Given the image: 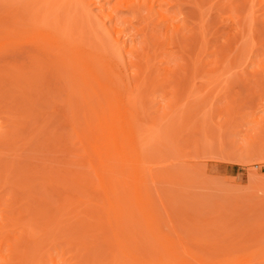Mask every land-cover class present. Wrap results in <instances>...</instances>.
<instances>
[{
    "label": "rangeland",
    "instance_id": "obj_1",
    "mask_svg": "<svg viewBox=\"0 0 264 264\" xmlns=\"http://www.w3.org/2000/svg\"><path fill=\"white\" fill-rule=\"evenodd\" d=\"M29 1L31 0H0V21H2L0 27H3V30L1 29L0 32V46H2V44L6 45V50L5 48H0L4 50H1L0 53L2 55V52L4 54L6 51L4 57H6L5 59L9 62H6L3 56L1 57L0 55V68L4 70H0V72H4L2 75L6 73L4 81L2 79L0 81H3V84L0 83V92L3 91L0 93V122L1 124L4 123L2 124L3 126L5 125L3 128L4 130H11L10 134L15 131L16 134H12L13 137H11H15L16 139L18 138L17 143L20 145L22 144L20 147H18V144L10 147L9 145L4 144V146L0 143L2 145L0 146V217L2 216L1 218L5 219H3V221L8 223V226L4 228V230H7V233L4 235L5 239L3 238L4 241L1 245L2 248L0 256L10 255V258L14 261L10 260L14 264L16 260L14 259L15 256L13 257L12 254L16 255V252L19 251L14 249L15 246L13 244L16 242V244H19L17 247H19L21 251L24 248H27V251L25 249L23 251L29 253L27 258L23 260L21 264H34V260H37V262H39L38 264H88L85 262L87 260L86 256V260L83 259L84 257H81V255L83 256L84 254L83 251H87L89 255L91 254L90 256H92L94 252L96 254L97 248L95 246L92 247V244L101 241L100 248L102 249V252L99 254L100 256L95 255V257L91 259L92 262L94 261L95 264H113V262L114 264H118L121 260H126V258L121 256V253L114 246L115 242L112 233L113 229L111 230L110 228L112 227L111 225L114 221L111 218V225L107 224L109 222L107 221L108 217L106 215L107 213H105V208L104 210L103 208H100L101 205H104L105 200L104 193L99 188L98 179L95 176V170L97 169V171H99L101 169L99 166V158L105 160L109 159L108 157H111L109 161L116 168V175L113 176L114 178L121 177L119 176L121 175L120 173L123 175L125 174V177L128 178V172H126L128 170L125 169L126 171H124L123 168L121 169L118 167L120 165H117L116 161L112 158L113 156L106 152L107 150L103 147L105 140L100 138V131L98 128L94 127V117L89 113V111L85 110L83 107L77 109L75 128L79 137H77L72 131L69 122H66L69 125L63 122L62 115L63 111L66 109L64 101L68 95L66 91L63 90L62 85L69 87L71 84L72 77L70 72L72 69L68 68L66 71H63V68L60 69V67H58L61 71L63 79L61 83L56 84L54 81L56 77H53L55 68H52L47 60L39 62L30 57L37 54L35 46H37L38 43H34L30 40L26 41L27 36L29 37L30 34H32V36L33 34H41L49 37L55 41L57 45H59L60 52L57 53L53 50V53L59 54L60 57L62 56L65 59L70 58L75 52L80 50L97 54L98 56L106 55V61L114 67L121 79V87L123 88L121 93L127 98L129 108H133L131 106L132 96L135 95L137 97V102L135 103L136 105L134 104L135 108L137 107L136 111L138 110L137 118H133V115L129 114L128 119L133 123L132 125H137L140 136L144 135L143 140L141 141V149L143 159L146 162L148 169V184L150 185V188L154 187L153 190L150 191V196L158 210V214H160L164 222L170 225L180 237L186 239V247L192 255L190 260H203L206 264H214L217 262L219 264L222 260L228 261L225 262V264H245V262L242 261L253 259L258 262V257H264L262 256L264 255L262 254L264 252V228L257 226L258 229L260 228V230H257V227H255L256 224L262 222V225L264 226V0H204L203 2L199 0H177L179 2L176 4H173L172 1V5L170 3V6H165V8L168 9L170 14L175 16V24L178 26L181 25V27L183 26V28L179 30L183 33H180L181 37L179 36L180 34L176 35L171 44L167 42V37L171 33L170 30L167 32L166 27L159 24L160 21L157 17L153 16V14H151L153 17L150 15L148 16V14H146V10L142 11L140 14L141 16L137 15L134 17L135 14L130 13L131 11H128V9L125 8L124 4L133 0H84L86 4H89L87 7L89 6L88 8L90 10L89 16L85 14L86 17L81 10L83 5L82 8L79 6L81 2L80 4L79 2L76 4V2L72 3L73 0H65L64 2L61 0L63 4L67 2V4H64L65 7L62 8V10L66 8V5L67 10L68 7H71L70 4H73V6L75 5L74 8L78 7L76 9V13L78 14L74 16L75 19L71 18L72 21L70 20L69 24L66 26H63L68 23L66 22L64 15L66 14L65 10L61 11V8L59 9V13L62 15L61 22L64 23L62 19H65L64 21L66 22L63 25L61 23L60 25L62 26H59L52 21V15H50L51 17L49 16V18L47 17V19L50 20L42 19L46 8V6L41 3H44V0H39L40 3H38L39 1L35 3L33 1L30 3ZM26 2L29 3L27 4ZM36 3L38 4L35 5ZM55 3L58 5L60 0ZM101 4L104 6V12L102 14L100 13L98 7ZM51 5L54 4L51 3ZM34 6H36L39 11H37V8ZM41 6L44 7L42 8ZM16 7L18 8V12H16ZM55 7L56 6L54 5L50 8L54 9ZM31 8H33L32 11H30ZM157 9V3H155L154 10ZM13 10L17 13L16 15ZM27 10L33 13H35V10L38 13L36 15L32 13L31 15ZM10 11L14 13V16H17L16 19L11 16L14 22H12V19L10 18H8L9 21L6 19ZM11 12L10 15L12 14ZM80 13H82V17L80 16ZM109 13H118L120 20L118 21V24H116V29L121 31L118 36L121 39L125 38L127 40V49L131 45L136 47H134L136 51H134L132 55L127 53L125 50H123L119 55L112 51L111 44L113 40L108 35L109 33L106 29L112 31L115 23H110L107 19H105V16ZM76 16L80 18V20L76 18ZM200 16H202V19L204 17L202 20L203 25H200ZM126 20L130 21L127 22ZM198 20H200V22ZM5 22L7 24H5ZM102 23H104V29L106 28L105 30L101 27ZM54 25L59 27L56 28ZM88 25H90V27ZM201 26H203L204 30H202L203 28ZM91 27L94 32L91 31ZM55 31L56 33H60L58 37L56 36ZM202 31L204 32V37L202 35ZM177 36L179 41L177 40ZM24 41L26 43H24ZM145 54L146 57L148 56V60L146 62H142L144 61L143 56H145ZM34 56L33 58L35 59ZM197 59L198 64L196 63ZM193 63L196 68L199 67L197 70L198 73L196 74H192V71H194ZM4 64L8 66L4 67ZM188 68L191 70L189 74ZM143 74L146 75L144 76L145 80H142ZM171 74H174V77H181L178 82L182 84L185 82L186 85L188 84L187 88L188 86L190 88L192 87L194 91L189 88V90H192V92L190 91V93H188L189 96L184 93V97H182L183 93L180 95L178 92L177 94L181 97L179 95L177 96V94L175 95V91L183 88L184 84L181 85L180 83L178 84V82L176 83V78L173 76L171 77ZM8 76H11V79L12 77L14 78V76L18 77L17 81L12 79L14 81V87H10L12 88L10 89L11 93L10 90L9 92L5 91V88V90H2L3 86H7L6 83L4 85V82L10 79ZM169 77H171L172 80H168L170 79ZM150 78L152 80L154 78V80L152 81ZM147 79H150L152 83H149V80L146 84ZM77 82H79L78 79ZM153 82L155 84H153ZM17 89L19 91H17ZM183 89H181L182 92ZM144 94L146 98L142 97ZM128 96L130 97V100ZM185 96H187V98ZM177 97L180 101L175 100ZM93 99L95 100V97H93ZM72 100H75V98H72ZM202 100L204 101L202 102ZM33 101H36V104L38 103L37 105L39 106L41 104L43 107L41 111L44 115L42 112L41 114L40 112L37 113L36 111H33L35 114L37 113V116L32 115L33 120H23L22 118H19V115L21 114V111L18 110L21 107L20 105L22 104V106H25L24 104L26 103L31 105ZM174 101L175 103H181L182 105H178L177 103V105L175 103V105L171 104ZM184 101L188 102L187 104L190 103L191 105L189 104L185 107L186 105ZM200 101L202 103L200 104L199 110H197ZM37 105H35V107H39ZM169 105H173L174 107L176 106L174 110H179L176 115V111L174 112L173 110L174 107H168ZM192 108H196L198 112H195ZM165 111H171V113L172 111L174 112V114H172L174 117L172 118H175L177 122V125H175L177 127L181 121H183L182 124H184L181 125L184 130L180 128L178 131L180 134L178 135V133H175V136L177 137H175L176 140L172 137L173 141H171L172 139L165 137L167 136L165 135V128L168 121L165 123L166 125H162L163 127L159 133L156 134V136L153 134L154 129L161 121L162 115L166 113ZM83 114H85V117H83ZM192 114H195L196 116L194 115L195 117H193V119H187V117L192 118ZM184 115L185 118L183 119L182 117H184ZM200 115L204 116L201 117ZM21 120L24 121V123ZM47 120H49V122ZM14 121H18L16 123L17 125L13 124ZM194 121H198V124ZM18 123L21 126H18ZM207 124L210 125H208L209 129L206 133L205 130ZM38 125L40 126L38 127ZM151 125L153 129H151ZM24 127H26V129H24ZM195 127L202 129V133L199 129L195 130ZM54 131H59L60 133H55ZM204 132L207 135L209 134L208 137L204 134ZM54 133L56 136H53ZM149 134H153L152 136H155V138L153 139L151 135L149 136ZM214 135L216 137H214ZM49 136L51 137L49 138ZM59 137H64L63 139L67 138L64 140L65 142H60ZM197 138L198 141H200V144L203 145L200 148H205H203L205 153V155L203 153L204 156L202 155L203 149L201 150L199 148L200 144H197L199 143L196 141ZM22 139L24 141H21ZM146 141H149L150 143L148 144ZM174 141L178 147L173 146ZM193 142L197 143L194 144ZM56 143L57 145H54ZM235 143L237 145H235ZM43 144H50L51 148L46 149V146ZM93 146H97L99 148V152H94ZM175 147L176 149L178 148V150H176ZM199 150L201 151L197 152ZM34 162H36V164ZM40 166L44 167L43 171ZM37 168L39 170H37ZM107 168L108 167L106 166L104 180L108 183L112 175L109 173ZM47 169L48 171H46ZM121 170H123V172H121ZM34 171H37L36 175ZM155 171L160 177V179H157L162 183L155 178L156 176H153ZM44 172H47V174L44 175ZM75 173H79L78 175L82 179L81 180L79 178L80 184H78V186L80 185L79 187L82 189H78L77 185H73L72 181L73 178H75ZM46 175H50V177L47 176L49 177L47 178L45 177ZM30 176L33 179H31ZM29 178L31 181L33 180L32 182H29V184L33 183L31 186L27 182L30 181ZM42 178L44 180L46 178V181H43ZM50 178L56 180L54 184H58V186L56 184L55 187H53L56 189V193L54 189L53 191L50 190L46 184ZM163 178L165 179V182H163ZM23 184L27 186L29 185L30 187L28 186L29 188H23ZM65 187L68 188L66 189ZM35 188L37 189L36 191ZM75 188L77 190H75ZM182 188H184L183 191ZM22 189H24V192ZM165 190H168V194ZM121 191L120 193L125 194L124 190L122 192ZM222 196H226L225 200L223 199L224 197L221 199ZM59 197L60 199H58ZM71 198L73 201L70 200ZM116 198L117 197L114 196L112 197V200L115 201ZM45 199L47 201H45ZM65 199H68L69 201L67 200V202ZM39 200L47 203L44 204ZM65 201L67 206H65ZM217 201L219 205H221V202L224 201L221 206H228V208L225 209L222 207V209H220L221 206L219 207V205H215V202L217 203ZM242 201H245L246 205L243 204ZM40 203H43L41 204L42 206H47L48 204V208L51 206L47 212L48 217L46 216L47 218L43 219L44 222H58L61 226V231H57L58 233L56 230L53 231L54 233L49 231V234L44 235V231L40 229L42 224H38L43 221H38L34 217V215L36 216L37 214V209L40 207L42 208L41 205L39 207ZM63 203H65V205ZM207 203H212L210 205L211 207L213 205V207L216 208V211ZM224 203L226 204L224 205ZM65 207H67V209ZM218 207L225 213L219 212ZM69 209H71V211ZM91 212L93 213L92 217ZM218 213L223 215V217L221 216L222 219ZM82 215L85 216L83 217ZM216 217H218V220H216ZM226 217L228 219H223ZM224 220L228 223L231 222V225ZM207 221L211 223L210 226L212 228L209 227L208 223H205L206 225L204 226L207 227L204 228L203 222ZM218 222L222 225L219 227L221 229L214 226L215 223L218 225ZM200 223L201 225H199ZM29 226L33 228L32 232L34 233H32L30 229H25L31 228ZM75 226H77L78 229ZM200 226L203 227L201 228ZM68 227H72V229H74L69 231ZM80 227L81 229L85 227V229L81 230ZM198 227L204 231H201ZM42 228L44 227L42 226ZM50 228L51 227H49V229ZM102 228L107 235L104 231H102ZM210 228L212 229V232L209 230ZM226 228L230 231L232 229L233 232L228 230L230 234H227L228 231H225ZM38 229H40L39 232L37 231ZM96 229H99L98 231L100 233L102 231V233L99 234L98 232H94L97 231ZM222 229L225 231L224 234L226 236L229 235V237L224 239ZM74 230H77V232L80 230V234H77L78 237L74 236L75 238L72 239L71 234ZM139 230L141 231L142 229ZM215 230L217 232H215ZM92 232L94 236L98 235V241H92ZM214 232L216 234H214ZM243 232H245V234H243ZM27 233H29V237ZM262 233L263 236L261 235ZM208 234L211 235V237L208 236ZM21 235H24L25 237L22 236L21 238ZM43 236L45 240L43 241L42 247L35 251V249L30 245V242L32 241V244L36 240H41ZM123 236L121 235L122 238H124ZM203 236L208 237L204 238ZM27 237L31 241L27 240ZM199 237H203V239ZM196 238L202 240L203 243L208 242V244L205 246L202 244V241L200 242L198 240L200 242L199 243ZM217 238L219 239L218 241H216ZM125 239L126 237L124 238V241ZM205 239H207V242H205ZM23 241H25V243ZM130 241L131 240L127 239L125 243L127 242L129 246L132 247L133 243ZM90 242L93 243L91 244ZM209 242L211 243L209 244ZM102 243H106V245ZM211 244L212 246H210ZM21 246H23V249ZM222 247H224V249H222ZM220 248L222 251L219 250ZM91 249L95 251L92 252ZM33 250L35 253H33ZM139 250L137 251L138 253L141 251ZM149 250L151 251L153 249ZM21 251H19V253H21ZM80 251L83 253L81 254ZM147 251H145V254L141 252V256H145L144 258H153V260L157 259L158 254L155 251V253L153 251H148L151 255H149ZM114 254H116L115 256L118 260L115 257L112 261ZM138 255H140V253ZM254 256L258 260L254 259ZM29 257L32 258L30 259ZM58 259L62 261H59ZM249 260L247 263L249 262L248 264H251L253 260ZM235 261L236 263H233ZM37 262L35 261V264ZM128 262V260L126 262L124 261L125 264H129ZM260 262L256 264H261Z\"/></svg>",
    "mask_w": 264,
    "mask_h": 264
},
{
    "label": "bare ground",
    "instance_id": "obj_2",
    "mask_svg": "<svg viewBox=\"0 0 264 264\" xmlns=\"http://www.w3.org/2000/svg\"><path fill=\"white\" fill-rule=\"evenodd\" d=\"M37 2V1H39V0H31V1H29L30 3L31 2ZM58 0H44V3L43 2H41L44 6H46V8H45V11H44V13H43V20H45V19H47V17L49 18V16L50 15H52V21H54V23L56 24V25H59V26H62L64 23H66V22H68V23H66L65 25H63V26H66L67 24H69V21L71 20V18L73 19L74 18V16L75 15H77L78 13H76V9L78 8L77 7V5H76V7L77 8H74V6H73V4L71 5L70 4V6L71 7H68V9L66 10V8H67V5H66V8L65 9H63V10H65V12H66V14H64L65 15V19H66V22L64 21L65 19H62L63 20V22L64 23H62L61 22V17H62V15H60L61 13H59V9L61 8V11H63L62 10V8H64L65 7V5L64 4H67V2L66 3H64L63 4V2L65 1V0H63V2H61V0H60V3H58V5H57V3H55V2H57ZM172 1H173V4H176V3H178L179 1H177V0H133V1H131V2H129V3H126V4H124V6H125V8H127L128 9V11H131L130 13H134L135 15H134V17L135 16H137V15H140L141 13H142V11L143 10H146V14H148V16L150 15V16H152L151 14H153V16H155V17H157L158 19H159V24H161V25H163L164 27H166V30H167V32H169V30H170V34H169V36L167 37V42H169V44H171V42H173L174 41V38H175V36L176 35H178V34H180V33H183V32H181V31H179L180 29H182L183 28V26L181 27V25L180 26H178V25H176L175 24V20H176V18H175V16L173 15V14H170L169 12H168V9H166L165 8V6H170V3H171V5H172ZM199 1H204V0H199ZM255 1V0H254ZM29 2H26L27 4L29 3ZM73 2H76V4H78L77 2H79V4H80V2H81V4L79 5L81 8H82V5H83V8L81 9L82 10V13L85 15H87V16H89V12H90V10H89V6L87 7V5H89V4H86L85 2H84V0H73L72 1V3ZM175 2V3H174ZM212 2V1H211ZM248 2V1H247ZM247 2H246V5H247ZM38 3H40V1L38 2ZM38 3H36L35 5H37ZM51 3L52 4H54L56 7L53 9H51L50 7L51 6H54V5H51ZM69 3V2H68ZM155 3H157V7H158V9L157 10H154V7H155ZM21 4V3H20ZM252 4V3H251ZM40 5V4H39ZM64 5V6H63ZM27 6V5H26ZM29 6H30V4H29ZM43 6V7H44ZM62 6V7H61ZM19 7V6H18ZM28 7V6H27ZM31 7V6H30ZM29 7V8H30ZM34 7H36V6H34ZM42 7V6H41ZM42 7V8H43ZM99 7V11H100V13L102 14L103 12H104V6H103V4H101V5H99L98 6ZM248 7V6H247ZM17 8V7H16ZM37 8V7H36ZM13 9V8H12ZM25 9V8H24ZM26 9H28V8H26ZM32 9L33 8H31L30 9V11H32ZM41 9V8H40ZM37 11H39L38 10V8L36 9ZM80 10V9H79ZM12 11V10H11ZM10 11V12H11ZM14 11V10H13ZM27 11H29V10H27ZM29 11V12H30ZM41 11H42V9H41ZM249 11V10H248ZM10 12H9V14L7 15L8 17L6 18L7 20H8V18H10V19H12V17H14V19H16L17 18V16H14L13 14L15 13V15L17 14L16 12H18V8L16 9V12L14 11V13L13 12H11L12 14L10 15ZM34 12L35 13H33V12H30V14L32 15V13L34 14V15H36L38 12H36L35 10H34ZM42 13V12H41ZM40 13V14H41ZM82 13H80L81 15V17H82ZM59 14V15H58ZM63 14V13H62ZM83 15V16H84ZM86 15H85V17H86ZM133 15V14H132ZM201 15H202V12H201ZM246 15V14H245ZM12 16V17H11ZM79 16V15H78ZM141 16V15H140ZM152 16V17H153ZM243 16V15H242ZM3 17H5V16H3ZM51 17V16H50ZM199 17V16H198ZM201 18H200V20H201V22H200V20H198L199 22H200V25H203L202 24V20L204 19V17H203V19H202V16H200ZM248 17V16H247ZM76 18H78L77 16H76ZM89 18H91V17H89ZM242 18V17H241ZM254 18V17H253ZM6 19H5V21H6ZM75 19V18H74ZM79 20H80V18H78ZM105 19H107L110 23H115V25H114V28H112V31H110L109 29H106L107 30V32L109 33L108 35L112 38V40H113V42H112V46H111V48H112V51H114L115 52V54L117 53L118 55L123 51V50H125L127 53H129V54H133V52L134 51H136L135 50V46L134 45H131V46H129V48L127 49L126 48V46H127V40L125 39V38H123V39H121V38H119V34L121 33V31L120 30H117L116 29V24H118V21L120 20V17H119V15H118V13H109V14H107L106 16H105ZM199 19V18H198ZM47 20H50V19H47ZM9 21V20H8ZM72 21V20H71ZM82 21V20H81ZM127 21V20H126ZM130 20H128L127 22H129ZM12 22H14L13 21V19H12ZM84 22H86V21H84ZM247 22V21H246ZM1 23H2V21H0V25H1ZM62 23V25H60ZM5 24H7L6 22H5ZM79 24H80V22H79ZM82 24V23H81ZM85 24V23H84ZM158 24V25H159ZM199 24V23H198ZM103 25V26H102ZM102 25H101V27H103V29H104V23H102ZM55 26V25H54ZM58 26V27H59ZM86 26H87V24H86ZM89 27H90V25H88ZM56 28H58L57 26H55ZM81 27V26H80ZM93 27V26H92ZM92 27H91V29H92ZM200 27V26H199ZM202 28H203V26H201ZM3 28V27H2ZM1 27H0V32H1V29H2ZM61 28H63V27H61ZM61 28H59V29H61ZM89 29V28H88ZM104 29V30H105ZM187 29V28H186ZM3 30V29H2ZM56 30V29H55ZM202 30H204V28L202 29ZM87 31V30H86ZM90 31V30H89ZM91 31H93L94 32V30L92 29ZM185 31V30H184ZM251 31V30H250ZM249 31V32H250ZM58 32V31H57ZM113 32V33H112ZM203 32V31H202ZM239 33V32H238ZM55 34H56V36L58 37L59 36V34L60 33H56V31H55ZM242 34V33H241ZM64 35V34H63ZM202 35H203V37H204V32L202 33ZM180 37H181V34L179 35ZM243 36V35H242ZM30 37V38H29ZM27 36V40L26 41H28V40H30V41H32V42H37L38 44H37V46H35L36 47V49H37V51H36V55L34 56V55H32V56H30L31 55V53H30V51H29V53H30V57H32V59L33 60H37V61H39V62H43L44 60L46 61L47 60V62L48 63H50V65H51V67L53 68H55L54 69V75H53V77H56L55 79H54V81H55V83L57 84V83H61V81H62V79H63V77H62V75H61V71L58 69V67H60V69H62L63 71H66L68 68H71L72 70H71V72H70V75H71V77H72V82H71V84L69 85V87L68 86H66V85H62V88H63V90H65L66 91V93H67V95H68V97H66V99H65V110L63 111V122H65V124H67V125H69L70 124V126H71V128H72V131L75 133V135L77 136V137H79V134L77 133V131H76V128H75V122H76V112H77V109L78 108H84L85 110H87V111H89V113L94 117V127L95 128H98L99 129V131H100V138H102V139H104L105 140V144L103 145V147L107 150L106 152H108L110 155H112L113 157V159H114V161H116V163H117V165H120V166H118V167H120L121 169L123 168V170L124 171H126V170H128V171H126V172H128V174H129V176H128V174H127V177L128 178H126L125 177V174L123 175L122 173H120L121 175H119V176H121V177H118V178H114L113 176H115L116 175V173H115V171H116V168L114 167V165L109 161L110 159H111V157H108L109 159H101V158H99V166H100V170L99 171H97V169L95 170V176H96V178L98 179V185H99V188L103 191V193H104V205H101V207L100 208H103V210H104V208H105V213H107L106 215H107V217H108V222L109 223H107V224H110L111 223V218L113 219V224L111 225L112 227H110L111 228V230L113 231H111L112 233H113V237H114V242H115V247L118 249V251L121 253V256H123L124 258H126V260H124L125 262L128 260L129 262V264H206V263H204V261L203 260H193V261H191L190 260V258L192 257V255H191V253L188 251V249H187V247H186V239H183L182 237H180L172 228H171V226L170 225H168L166 222H164V220L162 219V217L160 216V214H158V210H157V208L155 207V204H154V202L152 201V198H151V196H150V191H152L153 190V188L151 187L150 188V185L148 184V169H147V165H146V162L144 161V159H143V154H142V149H141V141L143 140V137H144V135H141L140 136V134L138 133V127H137V125L136 124H134V125H132L133 123L128 119V115L129 114H132L133 115V118H137V111H136V108H135V106H134V104L137 102L136 100H137V97L135 96V95H133L132 96V101H131V106L133 107V108H129L128 107V102H127V98L125 97V96H123L122 95V93H121V91L123 90V88L121 87V79H120V77L118 76V73L115 71V69H114V67L112 66V65H110V63L109 62H107L106 61V58H107V56L106 55H104V56H98L97 54H93V53H89V52H86V51H84V50H80V51H78V52H75L74 54H73V56H71L70 58H68V59H65L64 57H60L59 56V54H55V53H53V50H55V52H60L59 50H60V48H59V45H57L56 44V42L55 41H53L52 39H50L49 37H47V36H45V35H34L33 34V36H32V34H30V36ZM62 37V36H61ZM202 37V36H201ZM29 38V39H28ZM110 38V39H111ZM243 38V37H242ZM183 39V38H182ZM55 40V39H54ZM176 40V39H175ZM177 40H178V36H177ZM29 41V42H30ZM179 41V40H178ZM246 41V40H245ZM181 42V41H180ZM20 43V42H19ZM24 43H26L25 41H24ZM28 43V42H27ZM31 43V42H30ZM30 43H28V44H30ZM177 43V42H176ZM206 43V42H205ZM31 44H33V43H31ZM30 44V45H31ZM199 45V44H198ZM4 46V47H3ZM5 44H2V46H0V48H5ZM31 46H33V45H31ZM248 46V45H247ZM135 47V48H134ZM52 48H54V49H52ZM182 48V47H181ZM240 48H241V46H240ZM30 49V48H29ZM1 50H3V49H0V52H1ZM5 50H6V48H5ZM197 50V49H196ZM4 51V50H3ZM8 51V50H7ZM34 52V51H33ZM197 52V51H196ZM5 53H6V51H5ZM5 53L3 54V52H2V55H1V53H0V55H1V57L3 56V58L5 59L6 57H4L5 56ZM28 53V54H29ZM39 53V54H38ZM198 53V52H197ZM35 54V53H34ZM141 54H144V53H141ZM153 54H155V53H153ZM55 55V56H54ZM26 56V55H25ZM33 56L35 57V59L33 58ZM59 56V57H58ZM135 56V55H134ZM150 56V55H149ZM197 56V55H196ZM0 57V58H1ZM148 57V56H147ZM147 57H146V54H145V56H143V59H144V61H142V60H140V61H142V62H146L148 59H147ZM2 58V59H3ZM193 58V57H192ZM224 58V57H223ZM3 59V60H4ZM150 59V58H149ZM6 60V59H5ZM32 60V61H33ZM153 60V59H152ZM191 60V59H190ZM201 60V59H200ZM150 61V60H149ZM197 61H198V59L196 60V63H197ZM223 61V60H222ZM6 62H8L7 60H6ZM39 62H37V63H39ZM2 63V62H1ZM4 63H5V61H4ZM9 63V62H8ZM192 63V62H191ZM15 64V63H14ZM17 64V63H16ZM41 64V63H40ZM43 64V63H42ZM142 64V63H141ZM198 64V63H197ZM143 65V64H142ZM141 65V66H142ZM145 65V64H144ZM192 65V64H191ZM196 65V64H195ZM5 66H8V65H5L4 64V67ZM150 66V65H149ZM182 66V65H181ZM193 66H194V63H193ZM198 66H200V65H198ZM221 67V66H220ZM10 68V67H9ZM143 68V67H142ZM189 68H190V66H189ZM188 68V69H189ZM198 68L199 67H197L196 68V66H194V71H192V74H196V73H198L197 72V70H198ZM186 69H187V67H186ZM192 69V68H191ZM0 70H2V68H0ZM52 70V69H51ZM141 70V69H140ZM209 70H211V69H209ZM2 71H4V70H2ZM144 71H145V68H144ZM184 71H187V70H184ZM191 70L189 69L188 70V74H189V72H190ZM201 71H203V70H201ZM207 71V70H206ZM173 72V71H172ZM171 72V73H172ZM200 72V71H199ZM2 73H4V72H0V81H1V79L4 81V76H6V73L4 74V75H2ZM14 73V72H13ZM12 73V74H13ZM18 73V72H17ZM144 73H148V72H144ZM162 73V72H161ZM20 74V73H19ZM168 74V73H167ZM170 74V73H169ZM14 75V74H13ZM12 75V76H13ZM208 75H209V72H208ZM207 75V76H208ZM38 76V75H37ZM144 76H146L145 74H143L142 75V80H145L144 79ZM150 76V75H149ZM148 76V77H149ZM174 77V74L172 75L171 74V77ZM3 77V78H2ZM9 77V76H8ZM11 77V76H10ZM9 77V78H10ZM16 76H14V78L12 77V79L13 80H18L17 78L18 77H16ZM20 77V76H19ZM155 77V76H154ZM166 77V76H165ZM171 77H169L170 79H168V80H172V78ZM210 77V76H209ZM141 78V77H140ZM145 78H147V77H145ZM174 78H176V83L179 81V78H181V77H174ZM173 78V79H174ZM178 78V79H177ZM207 78V77H206ZM8 79V78H7ZM11 78L10 79H8V80H6L5 82H4V85H5V83L7 84V86H3V88H2V86H1V88H2V90L4 89L5 91H8L9 92V90L10 89H12L13 87H14V84H13V80H12ZM42 79V78H41ZM44 79V78H43ZM77 79H78V81L79 82H77ZM151 79V78H150ZM150 79H147V82H146V84L148 83V81L150 80ZM160 79V78H159ZM166 79V78H165ZM185 79V78H184ZM264 79V78H263ZM34 80V79H33ZM57 80V81H56ZM141 80V79H140ZM152 80V79H151ZM149 81V83H152V81L154 80V78H153V80L152 81ZM208 80V79H207ZM3 81L2 82H0V83H2L3 84ZM15 81V82H16ZM159 81V80H158ZM183 81V80H182ZM140 82H142V81H140ZM156 82V81H155ZM209 82V81H208ZM33 83V82H32ZM54 83V82H53ZM161 83V82H160ZM180 82H178V84H179ZM188 83V82H187ZM140 84V83H139ZM153 84H155L154 82H153ZM181 85H183L184 84V86H183V88H181V89H183V92H182V90L181 89H177V91H175V95L177 94V92L181 95L182 93V97H184V93H185V95H187V96H189V94L188 93H190V91L192 92V90L194 91V89L191 87H189L188 86V88H187V85L185 84V82L182 84V83H180ZM15 85H17V84H15ZM50 85V84H49ZM152 85V84H151ZM242 85V84H241ZM149 86V85H148ZM155 86V85H154ZM154 86H152V87H154ZM177 86V85H176ZM186 86V87H185ZM191 86V85H190ZM8 87V88H7ZM10 87H12V88H10ZM158 87V86H157ZM181 87V86H180ZM175 88H177V87H175ZM189 88L190 89H192V90H189ZM247 88V87H246ZM23 89V88H22ZM50 89V88H49ZM49 89H48V91H49ZM147 89H148V87H147ZM55 90V89H54ZM58 90V89H57ZM60 90V89H59ZM13 91V90H12ZM15 91V90H14ZM17 91H19L18 89H17ZM147 91V90H146ZM1 92H3V91H1ZM0 92V93H1ZM52 92V91H51ZM172 92V91H171ZM5 93V92H4ZM3 93V94H4ZM10 93H11V90H10ZM72 95H71V94ZM71 95V97H70V95ZM179 94H177V96L179 95ZM193 94V93H192ZM8 95V94H7ZM148 95H149V93H148ZM179 95V96H180ZM11 96V95H10ZM19 96V95H18ZM73 96V97H72ZM187 96H185L186 98H187ZM8 97V96H7ZM93 97H95V100L93 99ZM129 97V96H128ZM141 97V96H140ZM143 98L145 97V94H144V96H142ZM181 97V96H180ZM192 97V96H191ZM21 98V97H20ZM19 98V99H20ZM53 98V97H52ZM72 98H75V100H72ZM146 98V97H145ZM11 99H13V98H11ZM10 99V100H11ZM35 99V98H34ZM191 99V98H190ZM204 99V98H203ZM32 100V99H31ZM36 100V99H35ZM129 100H130V97H129ZM145 100V99H144ZM176 101H180V100H178V97L175 99ZM186 100V99H185ZM204 100H206V99H204ZM204 100H202V102L204 101ZM21 101V100H20ZM19 101V102H20ZM37 101V100H36ZM36 101H33V103H31V105H29L28 103H26V104H24L25 106H22V104L19 106L20 108H21V110H20V108L18 109L19 111H21L20 113V115H19V118H22L23 120L24 119H26V120H30V119H32L33 120V116L34 115H36L38 112H42L41 110H42V106H41V104H40V106L39 105H37L36 104ZM9 102V101H8ZM18 102V101H17ZM23 102V101H22ZM27 102V101H26ZM147 102V101H146ZM183 102V101H182ZM201 101H200V103H199V105H198V108H197V106H196V108H197V110H199V107H200V104L202 103ZM21 103V102H20ZM30 103V102H29ZM35 103V104H34ZM79 103H80V105H79ZM175 103V101L173 102V103H171V104H174ZM177 103V102H176ZM175 103V104H176ZM184 103H185V107H187V105H189V104H187L188 102H185L184 101ZM207 103V102H206ZM205 103V104H206ZM27 104H28V106H27ZM174 104V105H175ZM178 104V103H177ZM176 104V105H177ZM179 104H181V103H179ZM178 104V105H179ZM204 104V105H205ZM35 105H37V106H39V107H35ZM136 105V104H135ZM182 105V104H181ZM191 105V104H190ZM194 105H195V103H194ZM194 105H192V106H194ZM31 106V107H30ZM43 106H45V105H43ZM93 106H95V107H93ZM174 107L173 105H169L168 107ZM32 107H34V108H36V109H34V108H32ZM183 107V106H182ZM184 107V108H185ZM157 108V107H156ZM176 108V106L173 108V110ZM188 108H190V107H188ZM196 108L194 109V108H192L193 110H195V112H198L197 110H196ZM236 108V107H235ZM38 109V110H37ZM63 109V108H62ZM167 109V108H166ZM170 109V108H169ZM192 109H190V110H192ZM202 109V108H201ZM201 109H200V111H201ZM239 109V108H238ZM155 110V109H154ZM185 110V109H184ZM205 110V109H204ZM215 110V109H214ZM33 111H36L37 113L35 114V112H33ZM62 111V110H61ZM176 110H174V112H175ZM178 111L179 110H177L176 112H175V115H176V113H178ZM188 111V110H187ZM200 111H199V113H200ZM208 111V110H207ZM45 112V111H44ZM166 112V111H165ZM174 112L172 111V113H171V111L170 112H166V113H164L163 115H162V117H161V121H160V123L156 126V128L154 129V131H153V134L156 136V134L157 133H159V131L161 130V128L164 126V125H166L165 123L168 121V124L166 125V128H165V135H167V136H165L166 138H170V139H172L171 141H173V138L175 139V137H177V136H175L176 134L175 133H178V131L180 130V128H182L181 127V125H184V124H182L183 123V121H181L180 123H179V126L177 127L176 125H177V122H176V120H175V118H172V117H174V116H172V114H174ZM183 112V111H182ZM192 112V111H191ZM17 113V112H16ZM43 113V112H42ZM41 113V114H42ZM181 113V112H180ZM207 113V112H206ZM206 113H205V115H206ZM214 113V112H213ZM15 114V113H14ZM60 114V113H59ZM134 114H135V117H134ZM187 114V113H186ZM33 115V116H32ZM43 115H44V113H43ZM84 116L83 117H85V114H83ZM193 115V114H192ZM195 115V114H194ZM192 116V118H188L187 117V119H193V117H195V116ZM202 115V114H201ZM200 115V116H201ZM37 116V115H36ZM61 116V115H60ZM199 116V117H200ZM204 116V115H203ZM203 116H201V117H203ZM10 117V116H9ZM18 117V116H17ZM32 117V118H31ZM44 117V116H43ZM176 117V116H175ZM181 117V116H180ZM14 118H15V116H14ZM18 118V119H19ZM35 118V117H34ZM45 118V117H44ZM62 118V117H61ZM156 118V117H155ZM177 118V117H176ZM183 119L185 118V115H184V117H182ZM11 119V118H10ZM39 119V118H38ZM60 119V118H59ZM172 119V120H171ZM178 119V118H177ZM183 119H181V120H183ZM197 119V118H196ZM205 119H206V117H205ZM212 119V118H211ZM9 120V119H8ZM20 120V119H19ZM18 120V121H19ZM25 120V121H26ZM39 120H41V119H39ZM50 120H52V119H50ZM160 120V119H159ZM175 120V121H174ZM207 120H208V118H207ZM17 121V122H18ZM22 121V120H21ZM42 121V120H41ZM46 121V120H45ZM48 122H49V120H47ZM170 121V122H169ZM189 121V120H188ZM198 121H199V118H198ZM198 121H194V122H197V124H198ZM209 121V120H208ZM5 122V121H4ZM17 122H15L14 121V123L13 124H16ZM23 123H24V121H22ZM61 122V121H60ZM66 122H69V124L68 123H66ZM156 122V121H155ZM201 122V121H200ZM259 122V121H258ZM192 123V122H191ZM2 124H4V123H2ZM1 124V122H0V143L1 144H5V145H9L10 147H12V145H14L15 146V144H18L17 142H18V138L16 139L15 137L14 138H12L13 136H12V134H16V132L15 131H13L14 133H12V134H10L11 132V130L9 131V130H4L3 128H4V126ZM8 124V123H7ZM19 124V123H18ZM29 124V123H28ZM47 124V123H46ZM152 124V123H151ZM157 124V123H156ZM176 124V125H175ZM211 124V123H210ZM210 124H207V126H206V130H205V132L207 133L208 131V129H209V127H208V125H210ZM229 124V123H228ZM9 125V124H8ZM8 125H6V126H8ZM17 125V124H16ZM45 125V124H44ZM154 125V124H153ZM163 125V126H162ZM190 125V124H189ZM225 125V124H224ZM15 126V125H14ZM18 126H21L20 124L18 125ZM24 126V125H23ZM22 126V127H23ZM28 126V125H27ZM40 125H38V127H39ZM46 126V125H45ZM200 126H202V125H200ZM204 126V125H203ZM217 126V125H216ZM230 126V125H229ZM9 127V126H8ZM48 127H50V126H48ZM66 127V126H65ZM68 127V126H67ZM151 127H152V125H151ZM194 127V126H193ZM208 127V128H207ZM226 127V126H225ZM234 127V126H233ZM18 128V127H17ZM34 128V127H33ZM43 128H44V126H43ZM218 128V127H217ZM221 128V127H220ZM19 129V128H18ZM24 129H26V127H24ZM35 129V128H34ZM39 129H41V128H39ZM47 129V128H46ZM151 129H153V127L151 128ZM183 129V128H182ZM198 130L199 128L198 127H195V130ZM226 129V128H225ZM15 130H16V128H15ZM55 130V129H54ZM164 130V129H163ZM184 130V129H183ZM191 130V129H190ZM200 130V132H201V130L202 129H199ZM66 131V130H65ZM211 131V130H210ZM210 131H209V133H210ZM221 131V130H220ZM228 131V130H227ZM226 131V132H227ZM49 132V131H48ZM50 132H53V131H50ZM55 132V131H54ZM59 132V131H58ZM58 132H55V133H58ZM69 132V131H68ZM152 132V131H151ZM197 132V131H196ZM204 132V134H206ZM229 132V131H228ZM55 133H54V135L53 136H56L55 135ZM60 133V132H59ZM192 133V132H191ZM202 133V132H201ZM219 133V132H218ZM231 133V132H230ZM152 134V135H153ZM180 133H178V135H179ZM194 134V133H193ZM222 134V133H221ZM227 134V133H226ZM67 135V134H66ZM151 134H149V136H150ZM151 135V137L154 139L155 138V136H152ZM207 135V134H206ZM209 135V134H208ZM208 135H207V137H208ZM12 136V137H11ZM44 136V135H43ZM147 136V135H146ZM145 136V137H146ZM217 136H219V135H217ZM221 136V135H220ZM51 136H49V138H50ZM173 137V138H172ZM214 137H216L215 135H214ZM57 138V137H56ZM64 137H59V141L60 142H65L64 140H66V138L65 139H63ZM205 138H206V136H205ZM4 139V140H3ZM47 139V138H46ZM54 139H55V137H54ZM99 139V138H98ZM146 139V138H145ZM209 139V138H208ZM56 140V139H55ZM176 140V139H175ZM191 140V139H190ZM252 140V139H251ZM2 141V142H1ZM21 141H24L23 139L21 140ZM26 141V140H25ZM31 141V140H30ZM45 141V140H44ZM48 141V140H47ZM196 141H198V138H197V140ZM20 142V141H19ZM46 142V141H45ZM51 142V141H50ZM56 142H58V141H56ZM148 142V144L150 143L149 141H146V143ZM199 143H197V142H193L194 144L195 143H197V144H200V141H198ZM253 142V141H252ZM26 143H27V141H26ZM25 143V144H26ZM29 143V142H28ZM154 143V142H153ZM153 143H152V145H153ZM249 143H250V141H249ZM0 144V146H2ZM11 144V145H10ZM52 144V143H51ZM59 144V143H58ZM173 146H176V147H178L177 146V144L175 143V141L173 142ZM197 144H196V148H197ZM4 145V146H5ZM19 145V146H18ZM17 146L18 147H20L21 145L20 144H18ZM29 145V144H28ZM33 145V144H32ZM43 145H45V144H43ZM54 145H57V143L56 144H54ZM151 145V144H150ZM201 145V144H200ZM199 145V148L200 147H202L203 145H201L200 146ZM235 145H237L236 143H235ZM9 146H6V147H9ZM46 146V147H45ZM44 147L46 148V149H50L51 148V145L50 144H48V145H45ZM257 146V145H256ZM40 147V146H39ZM53 147V146H52ZM176 147H175V149H176ZM55 148H58V147H55ZM65 148H66V146H65ZM195 148V147H194ZM195 148V149H196ZM204 148V147H203ZM202 148V149H203ZM261 148V147H260ZM93 149H94V152H99V148L97 147V146H93ZM201 149V148H200ZM201 149V150H202ZM205 149V148H204ZM204 149H203V151H202V155H203V153H204ZM253 149V148H252ZM258 149V148H257ZM42 150V149H41ZM64 150V149H63ZM176 150H178V148L176 149ZM197 150V149H196ZM201 150H199V151H197V152H200ZM47 151V150H46ZM258 151H259V149H258ZM49 152V151H48ZM180 152V151H179ZM42 154V153H41ZM45 154V153H44ZM134 154V155H133ZM200 154V153H199ZM43 155V154H42ZM201 155V154H200ZM204 155H205V153H204ZM203 155V156H204ZM261 155V154H260ZM37 156V155H36ZM253 156H255V155H253ZM41 157V156H40ZM228 157V156H227ZM35 158V157H34ZM38 158V157H37ZM214 158V157H213ZM256 158V157H255ZM207 159H208V157H207ZM43 160V159H42ZM38 161V160H37ZM83 162V161H82ZM227 162V161H226ZM241 162V161H240ZM256 162V161H255ZM35 164H36V162H34ZM81 163V162H80ZM107 163H110V164H107ZM47 166V165H46ZM83 166V165H82ZM108 167L107 168V170L109 171V173L112 175V177H110V179H109V182L107 183V182H105V180H104V172H105V167ZM13 167V166H12ZM11 168V167H10ZM35 168V167H34ZM40 168H42L41 170L43 171V169H44V167H42V166H40ZM47 168V167H46ZM45 168V169H46ZM72 168V167H71ZM119 168V169H120ZM126 169V170H125ZM30 170V169H29ZM36 170V169H35ZM37 170H39L38 168H37ZM123 170H121V172H123ZM46 171H48V169L46 170ZM49 171H51V170H49ZM157 171V170H156ZM155 171V174H153V176L157 179V178H159L160 179V177L157 175V172ZM35 172V171H34ZM37 172V171H36ZM36 172H35V175H36ZM39 172V171H38ZM69 172V171H68ZM33 173V172H32ZM80 173V172H79ZM79 173H75V178H73V185L75 186V185H77L78 186V184H80V179H81V177H79ZM82 173V172H81ZM38 174V173H37ZM41 174H42V172H41ZM45 174H47V172L45 173L44 172V175ZM48 174H50V173H48ZM52 174V173H51ZM53 175V174H52ZM51 175V176H52ZM78 175V176H77ZM86 175V174H85ZM26 176V175H25ZM47 176H49L50 177V175H46L45 177H47ZM60 176V175H59ZM70 176V175H69ZM81 176V175H80ZM158 176V177H157ZM28 177V176H27ZM37 177V176H36ZM49 177H47V178H49ZM30 178H31V176H30ZM29 178V179H30ZM60 178V177H59ZM70 178H72V177H70ZM80 178V179H79ZM31 179H33V178H31ZM31 179H30V181H27L28 182V184H29V182H32L31 181ZM43 179V178H42ZM61 179V178H60ZM79 179V180H78ZM50 180V181H49ZM72 180V179H71ZM70 180V181H71ZM82 180V179H81ZM158 180V179H157ZM165 179L163 178V182H165L164 181ZM25 181V180H24ZM43 181H46V178H45V180L43 179ZM159 181V180H158ZM26 182V183H27ZM37 182V181H36ZM54 182H56V180L55 179H48V182L46 183L47 184V186L49 187V189L50 190H52L53 191V189H54V191H55V193H56V189L55 188H53V187H55V185L57 184H54ZM61 182V181H60ZM160 183H162L161 181H159ZM22 183V182H21ZM24 183V182H23ZM43 183V182H42ZM59 183V182H58ZM65 183H67V182H65ZM69 183V182H68ZM16 184H18V183H16ZM20 184V183H19ZM81 184H82V182H81ZM21 185V184H20ZM24 185V184H23ZM22 185V186H23ZM30 186L31 185H33V183L32 184H29ZM28 185V186H29ZM35 185V184H34ZM72 185V184H71ZM88 185H90V184H88ZM118 185H120V186H118ZM22 186H21V188H22ZM26 186V187H25ZM27 185H24V187L23 188H27L28 187ZM29 186V187H30ZM57 186H58V184H57ZM62 186V185H61ZM69 186V185H68ZM76 186V187H77ZM80 186V185H79ZM78 186V189H82V188H80ZM228 186V185H227ZM230 186V185H229ZM18 187H20V186H18ZM28 187V188H29ZM120 187V188H119ZM164 187V186H163ZM33 188V187H32ZM31 188V189H32ZM66 188V187H65ZM68 188V187H67ZM66 188V189H67ZM185 188V187H184ZM184 188H182V191L184 190ZM250 188V187H249ZM254 188V187H253ZM253 188H251V189H253ZM70 189H71V187H70ZM74 189V188H73ZM72 189V190H73ZM238 189H239V187H238ZM237 189V190H238ZM24 189H22V191H23ZM30 190V189H29ZM33 190V189H32ZM37 189L35 188V191H36ZM75 190H77L76 188H75ZM123 191L124 190V193L125 194H123V193H120V191ZM161 190H162V188H161ZM235 190V189H234ZM26 191V190H25ZM31 191V190H30ZM44 191V190H43ZM49 191V190H48ZM51 191V192H52ZM79 191V190H78ZM121 191V192H122ZM163 191H164V189H163ZM166 191V193L168 192V190H165ZM24 192V191H23ZM76 192V191H75ZM82 192H83V190H82ZM237 192V191H236ZM45 193V192H44ZM55 193H53V194H55ZM214 193H216V192H214ZM61 194V193H60ZM168 194V193H167ZM67 196V195H66ZM114 196H116L117 198H116V200L115 201H113L112 200V197H114ZM63 197V196H62ZM61 197V198H62ZM224 197V198H223ZM228 197V196H227ZM46 198V197H45ZM63 198H65V197H63ZM67 198H69V197H67ZM79 198V197H78ZM77 198V199H78ZM224 199L225 200V198H226V196H222L221 197V199ZM229 198V197H228ZM240 198V197H239ZM251 198V197H250ZM250 198H248V199H250ZM58 199H60V197L58 198ZM82 199V198H81ZM128 199V200H127ZM130 199V200H129ZM210 199V198H209ZM213 199V198H212ZM211 199V200H212ZM238 199V198H237ZM242 199H243V197H242ZM49 200V199H48ZM64 200V199H63ZM62 200V201H63ZM66 200V199H65ZM68 200V199H67ZM66 200V201H67ZM70 200H72V198L70 199ZM74 200H75V198H74ZM227 200V199H226ZM240 200V199H239ZM251 200V199H250ZM249 200V201H250ZM39 201H41V202H43L42 200H39ZM45 201H47L46 199H45ZM44 201V202H45ZM52 201V200H51ZM50 201V202H51ZM66 201H65V203H66ZM69 201V200H68ZM67 201V202H68ZM73 201V200H72ZM80 201H82V200H80ZM85 201V200H84ZM198 201H199V199H198ZM206 201V200H205ZM246 201V200H245ZM245 201H242L243 202V204H245ZM43 202V203H44ZM212 202V201H211ZM220 202V201H219ZM224 201H222L221 202V205H223L222 203H223ZM226 202V201H225ZM36 203V202H35ZM37 203H38V201H37ZM43 203H40L39 204V207H40V205L41 204H43ZM47 203V202H46ZM46 203H44V204H46ZM49 203V202H48ZM51 203H53V202H51ZM65 203H63L64 205H65ZM74 203V202H73ZM76 203V202H75ZM83 203V202H82ZM88 203V202H87ZM203 203V202H202ZM213 203V202H212ZM212 203H210V204H212ZM54 204V203H53ZM52 204V205H53ZM72 204V203H71ZM70 204V205H71ZM79 204V203H78ZM207 204H209V203H207ZM207 204H205V205H207ZM209 204V205H210ZM226 203H224V205H225ZM63 205V206H64ZM80 205V204H79ZM209 205H208V207H209ZM215 205H219V203H218V201H217V203L215 202ZM221 205H219V207L221 206ZM246 205V204H245ZM42 206V205H41ZM65 206H67V203H66V205ZM93 206V205H92ZM95 206V205H94ZM103 206V207H102ZM227 206V205H226ZM51 206H49V208H50ZM69 207V206H68ZM73 207V206H72ZM75 207H77V206H75ZM210 207H211V205H210ZM209 207V208H210ZM219 207H218V209H219ZM222 207L223 206H221V208L220 209H222ZM38 208V207H37ZM37 208H35V209H37ZM48 204H47V206H42V208L40 207V208H38L37 209V211H36V216L34 215V217L39 221V220H42L43 222H39L38 224H42L41 225V230H43L44 231V235H47V234H49V231L51 232H53L54 230H56V232L57 231H61V226H60V224L58 223V222H54V221H45L44 222V220L43 219H46L47 217H48V215H47V212H48ZM58 208V207H57ZM63 208V207H62ZM66 209H67V207H65ZM74 208V207H73ZM86 208H87V206H86ZM90 208V207H89ZM211 208H213V209H215V211H216V208H214L213 207V205H212V207ZM223 208H228V206L227 207H223ZM253 208H255V207H253ZM34 209V208H33ZM53 209V208H52ZM64 209V208H63ZM213 209H211L212 211H214ZM219 209V212H224V211H221ZM70 211H71V209H69ZM73 210V209H72ZM84 210H85V208H84ZM228 210V209H227ZM227 210H225V211H227ZM58 211V210H57ZM51 212V211H50ZM68 212V211H67ZM67 212H66V214H67ZM79 212V211H78ZM31 213V212H30ZM74 213V212H73ZM77 213V212H76ZM92 213V212H91ZM225 213V212H224ZM78 214V213H77ZM86 214V213H85ZM51 215V214H50ZM89 215H90V212H89ZM200 215H201V213H200ZM218 215H220V217L222 216L223 217V215L222 214H220V213H218ZM217 215V216H218ZM225 215V214H224ZM227 215V214H226ZM47 216V217H46ZM76 216V215H75ZM75 216H72V217H75ZM83 217L85 216V215H82ZM81 216V217H82ZM93 216V213H92V215H91V217ZM112 216V217H111ZM214 216V215H213ZM228 216H229V214H228ZM231 216V215H230ZM2 217V216H1ZM0 217V218H1ZM219 217V218H220ZM222 217H221V219H222ZM235 217V216H234ZM50 218V217H49ZM80 218V217H79ZM201 218V217H200ZM214 218H215V216H214ZM217 219L216 220H218V217H216ZM233 218V217H232ZM3 219L4 218H1L0 219V252H1V245H2V243H3V241H4V239H5V237H4V235L7 233V230H4V228L6 227V226H8V223L6 222H4L3 221ZM223 219H228L227 217L226 218H223ZM5 220V219H4ZM52 220V219H51ZM210 220H211V217H210ZM215 220V219H214ZM216 220H215V222H216ZM231 220V219H230ZM237 220V219H236ZM32 221H33V219H32ZM57 221H59V220H57ZM194 221V220H193ZM192 221V222H193ZM209 221V220H208ZM203 222L204 224H203V226L204 225H206L205 223H208L209 224V227H211L210 225H211V223H209V222ZM225 222H227L226 220H224ZM232 221V220H231ZM30 222V221H29ZM35 222V221H34ZM33 222V223H34ZM75 222V221H74ZM77 222V221H76ZM87 222V221H86ZM199 222H202V221H199ZM253 222V221H252ZM44 223H45V225H44ZM81 223V222H80ZM85 223V222H84ZM88 223V222H87ZM93 223H95V222H93ZM191 223V222H190ZM213 223V222H212ZM224 223V222H223ZM228 223V222H227ZM231 223V222H230ZM230 223H228L229 225H231ZM257 223V222H256ZM259 223V222H258ZM35 224V223H34ZM68 224V223H67ZM70 224H72V223H70ZM78 224V223H77ZM86 224V223H85ZM192 224V223H191ZM214 224V223H213ZM217 223H215V225L214 226H216V227H221L222 225H220L219 224V222H218V225H216ZM250 224V223H249ZM259 224H261V225H259ZM259 224H256L255 225V227H257V226H259L260 228H264V226L262 225L263 224V222L262 223H259ZM60 227H59V226ZM69 225V224H68ZM74 225V224H73ZM76 225V224H75ZM81 225V224H80ZM195 225V224H194ZM198 225V224H197ZM199 225H201V223L199 224ZM224 225H225V223H224ZM229 225H226V226H229ZM253 225V224H252ZM11 226V225H10ZM24 226V225H23ZM42 226L44 227V228H42ZM87 226V225H86ZM85 226V227H86ZM202 226V227H203ZM235 226V225H234ZM26 227V226H25ZM28 227V226H27ZM29 227H31V226H29ZM40 227V226H39ZM49 227H51L50 229H49ZM76 228H77V226H75ZM85 227L84 228H82L81 229V227H80V229L81 230H83V229H85ZM94 227V226H93ZM201 227V226H200ZM200 227H198V229H200ZM201 227V228H202ZM207 227V226H206ZM205 226H204V228H206ZM233 227V226H232ZM231 227V228H232ZM254 227V226H253ZM24 228V227H23ZM35 228V227H34ZM37 228V227H36ZM69 228V227H68ZM142 229L141 231H142V233H141V231L139 230V229ZM195 228V227H194ZM212 228V227H211ZM209 229V230H211V232H212V229ZM223 228V227H222ZM225 228V227H224ZM230 228V227H229ZM260 228L258 229V227H257V230H260ZM25 229H27V230H29L30 229V231L32 232L33 231V228L31 227V228H25ZM24 229V230H25ZM40 229H38L37 231L39 232V230ZM58 229V230H57ZM74 229V228H73ZM72 229V227L71 228H69V231L70 230H73ZM78 229V228H77ZM93 229V228H92ZM219 229H221V228H219ZM233 229V228H232ZM232 229H231V231L229 230V229H227L226 228V230L225 231H230V232H233L232 231ZM23 230V231H24ZM97 231H94V232H98L99 234H101L102 233V231H104V229L102 228V231H101V233L98 231L99 229H96ZM201 231L203 230V229H200ZM23 231H22V233H23ZM26 231V230H25ZM204 231V230H203ZM219 231H221V230H219ZM218 231V232H219ZM222 231H223V229H222ZM225 231H223V233L222 234H224L225 233ZM229 231L227 232V234H230L229 233ZM235 231V230H234ZM27 232V231H26ZM31 232H30V234H31ZM55 232V233H56ZM76 232V233H75ZM124 234V236H123V234ZM208 232V231H207ZM215 232H217L216 230H215ZM214 232V234H216ZM236 232V231H235ZM32 233H34V232H32ZM54 233V232H53ZM58 233V232H57ZM85 233V232H84ZM104 233H105V231H104ZM103 233V234H104ZM199 233V232H198ZM201 233H203V232H201ZM209 233V232H208ZM264 233V232H263ZM263 233L261 234L262 236H263ZM28 234V237L30 236L29 235V233H27ZM77 234H80V230H79V232H77V230H74V232H72V239L73 238H75L76 236H77ZM106 234V233H105ZM125 238L126 237V239H125V241L127 240V239H129V240H131L130 242H132L133 243V246L132 247H130L129 246V244L126 242L125 243V241H124V238H122L121 237V235ZM206 234V233H205ZM211 234V233H210ZM218 234H220V233H218ZM243 234H245V232H243ZM57 235V234H56ZM89 235V234H88ZM90 235H91V233H90ZM95 235H96V233H95ZM107 235V234H106ZM22 236H24V235H21V238H22ZM75 236V237H74ZM92 236H93V240L92 241H95V240H97L98 241V235L97 236H94L93 235V232H92ZM92 236H89V237H92ZM201 236H202V234H201ZM208 236H210L211 237V235H209L208 234ZM207 236V237H208ZM226 235L224 234V239L225 238H227V237H229V235H227L226 237H225ZM231 236V235H230ZM25 237V236H24ZM26 238L27 240H30L29 238ZM40 237V236H39ZM48 237H49V235H48ZM78 237V236H77ZM190 237V236H189ZM198 237V236H197ZM204 238H207V237H205V236H203ZM203 237L201 238V237H199V238H201V239H203ZM217 237V236H216ZM218 237H219V235H218ZM4 238V239H3ZM41 238V237H40ZM43 238H44V236H43ZM41 239V240H36V241H34L32 244H31V242H30V245L35 249V251L37 250V249H39V248H41L42 247V245H43V241L45 240V238L44 239ZM53 238V237H52ZM64 238V237H63ZM24 239V238H23ZM25 239V240H26ZM38 239V238H37ZM57 239H59V238H57ZM77 239V238H76ZM212 239V238H211ZM247 239H249V238H247ZM90 240V239H89ZM101 240V239H100ZM196 240L198 241H202V240H200V239H197L196 238ZM206 240V241H205ZM204 241L205 242H207V239H205ZM210 240V239H209ZM214 240H216V239H214ZM219 239L217 238V240L216 241H218ZM72 241V240H71ZM198 241V242H199ZM235 241V240H234ZM24 243H25V241H23ZM48 242V241H47ZM51 242V241H50ZM49 242V243H50ZM76 242V241H75ZM199 242V243H200ZM214 242V241H213ZM212 242V243H213ZM226 242V241H225ZM60 243V242H59ZM82 243V242H81ZM91 243V242H90ZM93 243V242H92ZM91 243V244H92ZM96 243V244H95ZM95 243H93L92 244V247H96L97 248V253L95 254V252H94V256L92 255V256H90L89 254H88V252L87 251H83L84 252V254H83V256L81 255V257L83 258V259H85L86 260V258H87V260L90 262H88L87 260L85 261V262H87L88 264H95L94 263V261L92 262V260L91 259H93L94 257H95V255H97V256H100L99 254L102 252V249L100 248L101 247V241H98V242H95ZM211 242H209V244H210ZM68 244V243H67ZM89 244V243H88ZM90 244V245H91ZM102 244H104V245H106V243H102ZM128 244V245H127ZM202 244H204L205 246H206V244H208V242L207 243H203V241H202ZM221 244V243H220ZM220 244H218V245H220ZM14 246H15V248L14 249H17V250H19V251H21V249H19V247H17L19 244L17 243L16 244V242H15V244H13ZM13 245H11V246H13ZM21 245V244H20ZM24 245V244H23ZM46 245V244H45ZM233 245V244H232ZM239 245V244H238ZM10 246V247H11ZM26 246V245H25ZM86 246V245H85ZM89 246V245H88ZM108 246V245H107ZM106 246V247H107ZM210 246H212V244L210 245ZM220 246H222V245H220ZM234 246V245H233ZM17 247V248H16ZM22 247V249H23V246H21ZM27 247H28V245H27ZM75 247V246H74ZM91 247V248H92ZM209 247V246H208ZM89 248H90V246H89ZM25 249V248H24ZM23 249V250H24ZM93 249V248H92ZM91 249V251L93 252V251H95V250H92ZM106 249V248H105ZM141 251H140V250ZM149 249H153V250H151V251H155L158 255H157V259L156 260H153V258H144L145 256H141V252L142 253H144L145 254V251H150ZM187 249V250H186ZM222 249H224V247H222ZM17 250H15V251H17ZM22 250V251H23ZM26 251H27V248L25 249ZM87 250V249H86ZM110 250V249H109ZM140 251L139 253H140V255H138L139 253L137 252V251ZM219 250H221V248L219 249ZM263 250V249H262ZM15 251H14V253H15ZM19 251H17L16 252V255H14V254H12L13 255V257L15 256V260H16V262L14 263V264H21L22 262H23V260H25L26 258H27V255L29 254V253H26L25 251H21V253H19ZM34 251V250H33ZM35 251L33 252V253H35ZM90 251V250H89ZM117 251V250H116ZM147 251V252H148ZM150 251V252H151ZM222 251V250H221ZM260 251V250H259ZM39 252V251H38ZM81 252V251H80ZM83 252H81V254L83 253ZM111 252V251H110ZM114 252V251H113ZM113 252H112V254H113ZM154 252V253H155ZM258 252V251H257ZM32 253V254H33ZM48 253V252H47ZM91 253V252H90ZM118 253V252H117ZM107 254H108V251H107ZM144 254H142V255H144ZM148 254H149V252H148ZM257 254V253H256ZM262 254H264V252L262 253ZM89 255V256H88ZM116 254H114V257L112 258V261L114 260V258L116 257L115 256ZM120 255V254H119ZM149 255H151V254H149ZM255 255V254H254ZM32 256V255H31ZM85 256H86V258H85ZM104 256V255H103ZM246 256H248V255H246ZM262 256H264V255H262ZM41 257V256H40ZM105 257V256H104ZM122 257V258H123ZM255 257V256H254ZM30 259L32 258V257H29ZM38 258V257H37ZM121 258V257H120ZM250 258V257H249ZM252 258H253V255H252ZM260 258H262V259H260ZM258 257V259L255 257L254 259H257L258 260V262H256L255 260H253V262H251V264H256V263H259L260 261V263L261 264H264L263 263V261H264V257ZM10 258V255H5V256H0V264H10V263H12L11 262V260L12 261H14L13 259H11ZM29 259V260H30ZM60 259V258H59ZM58 259V260H59ZM96 259V258H95ZM108 259V258H107ZM106 259V260H107ZM116 259L118 260V258L116 257ZM155 259V258H154ZM28 260V261H29ZM34 260V259H33ZM57 260V261H58ZM102 260H104V259H102ZM109 260H110V258H109ZM246 260V259H245ZM249 260V259H248ZM247 260V261H248ZM251 259L249 260V261H252ZM263 260V261H262ZM35 261L37 262V260H34L33 262H34V264H35ZM59 261H62V260H59ZM59 261H58V263H59ZM108 261V260H107ZM111 261V260H110ZM124 261H122L121 260V262L120 263H122V264H125L124 263ZM247 261H242V262H245V264L247 263ZM254 261H255V263H254ZM31 262H32V260H31ZM64 262V261H63ZM62 262V263H63ZM101 262V261H100ZM106 262V261H105ZM225 264V262H228V261H225V260H222L221 262H219V264H223V263ZM25 263V262H24ZM29 263V262H28ZM39 262H37L36 264H38ZM79 263V262H78ZM81 263V262H80ZM109 263V262H108ZM120 263H118V264H120ZM233 263H236V261L235 262H233ZM249 263V262H248ZM247 263V264H248ZM13 264V263H12ZM30 264V263H29ZM33 264V263H32ZM69 264V263H68ZM104 264V263H103ZM106 264V263H105ZM113 264H114V262H113ZM208 264H210V263H208ZM214 264H218V262L217 263H214ZM230 264V263H229ZM232 264V263H231Z\"/></svg>",
    "mask_w": 264,
    "mask_h": 264
}]
</instances>
